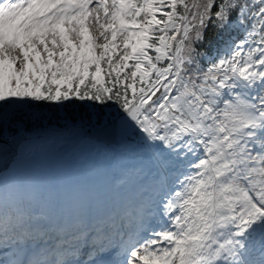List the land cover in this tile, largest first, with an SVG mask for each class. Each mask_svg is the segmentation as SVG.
I'll use <instances>...</instances> for the list:
<instances>
[{
  "label": "snow or ice",
  "instance_id": "6c2138e0",
  "mask_svg": "<svg viewBox=\"0 0 264 264\" xmlns=\"http://www.w3.org/2000/svg\"><path fill=\"white\" fill-rule=\"evenodd\" d=\"M0 264H264V0H0Z\"/></svg>",
  "mask_w": 264,
  "mask_h": 264
}]
</instances>
